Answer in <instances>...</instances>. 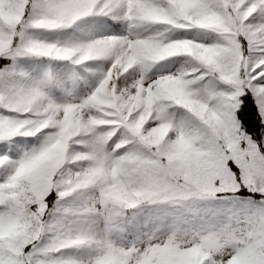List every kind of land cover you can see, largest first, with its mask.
I'll return each instance as SVG.
<instances>
[{
    "label": "snow or ice",
    "instance_id": "obj_1",
    "mask_svg": "<svg viewBox=\"0 0 264 264\" xmlns=\"http://www.w3.org/2000/svg\"><path fill=\"white\" fill-rule=\"evenodd\" d=\"M0 264H264V0H0Z\"/></svg>",
    "mask_w": 264,
    "mask_h": 264
}]
</instances>
